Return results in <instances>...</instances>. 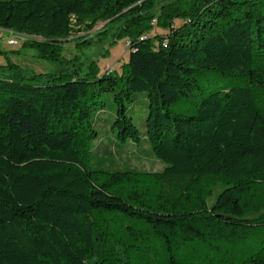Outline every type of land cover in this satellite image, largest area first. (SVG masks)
Returning a JSON list of instances; mask_svg holds the SVG:
<instances>
[{"label": "trees", "instance_id": "trees-1", "mask_svg": "<svg viewBox=\"0 0 264 264\" xmlns=\"http://www.w3.org/2000/svg\"><path fill=\"white\" fill-rule=\"evenodd\" d=\"M156 2L0 0L16 54L62 63L64 42L98 22L128 40L120 72L0 65V264H264V0ZM102 92L119 143L140 142L128 106L145 93L162 171L103 167Z\"/></svg>", "mask_w": 264, "mask_h": 264}, {"label": "rangeland", "instance_id": "rangeland-1", "mask_svg": "<svg viewBox=\"0 0 264 264\" xmlns=\"http://www.w3.org/2000/svg\"><path fill=\"white\" fill-rule=\"evenodd\" d=\"M155 11H158L161 4L172 0H156ZM181 24L180 20H174L173 27ZM120 23L106 25L104 22H98L94 28L88 32H79L75 37L67 39L63 44L64 62L57 63L46 60L36 59L33 52H21L22 39L19 35L0 29V65L7 61L20 66V70H11L16 74L29 78L34 74L56 73L59 71L70 72L76 68L75 64L80 65L83 73L85 66L91 61H96L101 72L114 71L120 72V65L128 58V40L117 39L115 34ZM168 31L155 28L150 34H167ZM10 39L17 40L16 45H9ZM44 79V77H43ZM37 81H34L36 83ZM200 84L205 88H214L221 84L222 77L214 76L212 79L200 77ZM100 99L104 102V109L100 112L99 119L95 118V129L98 137L94 143V150L100 160L103 161V167L109 170H123L124 168L137 169L146 172H160L166 164L158 160L152 152L149 143L145 140V119L148 112V102L144 92H138L133 95V103L128 106V114L132 117L134 124L141 133V139L138 143L127 141L119 143L114 139V133L111 130V123L115 118L116 106L113 96L110 92H102ZM187 97H182L170 105V109L175 113H183L187 107ZM186 113V112H185ZM222 189L218 185L214 189L212 197L208 204L215 200L219 191Z\"/></svg>", "mask_w": 264, "mask_h": 264}, {"label": "built area", "instance_id": "built-area-1", "mask_svg": "<svg viewBox=\"0 0 264 264\" xmlns=\"http://www.w3.org/2000/svg\"><path fill=\"white\" fill-rule=\"evenodd\" d=\"M7 43L9 45H16L18 42H17V40L10 39L9 41H7Z\"/></svg>", "mask_w": 264, "mask_h": 264}]
</instances>
